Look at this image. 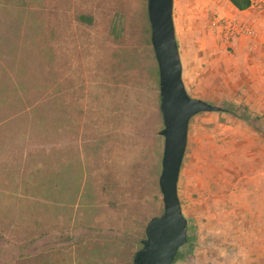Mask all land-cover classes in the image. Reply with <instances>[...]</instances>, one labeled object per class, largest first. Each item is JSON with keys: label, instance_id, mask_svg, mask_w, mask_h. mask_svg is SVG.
<instances>
[{"label": "rangeland", "instance_id": "1", "mask_svg": "<svg viewBox=\"0 0 264 264\" xmlns=\"http://www.w3.org/2000/svg\"><path fill=\"white\" fill-rule=\"evenodd\" d=\"M145 5L0 0V264H128L161 213ZM223 17L228 0H172L184 88L222 110L188 121L171 264H264V49Z\"/></svg>", "mask_w": 264, "mask_h": 264}, {"label": "water", "instance_id": "2", "mask_svg": "<svg viewBox=\"0 0 264 264\" xmlns=\"http://www.w3.org/2000/svg\"><path fill=\"white\" fill-rule=\"evenodd\" d=\"M149 41L157 68L159 112L162 128L160 171L157 185L161 213L152 216L144 228L141 247L131 264H171L186 241V219L177 196V180L184 153L189 119L199 113L220 111L221 107L188 95L181 78L172 21V0H145Z\"/></svg>", "mask_w": 264, "mask_h": 264}, {"label": "crops", "instance_id": "3", "mask_svg": "<svg viewBox=\"0 0 264 264\" xmlns=\"http://www.w3.org/2000/svg\"><path fill=\"white\" fill-rule=\"evenodd\" d=\"M232 8L234 7L232 6ZM235 11L237 13L236 21L248 27V30L250 29L249 34L244 36V45L241 46V51L244 50L253 59L259 57V54L262 53L260 50L264 49V0H250L249 6L245 9H235ZM241 41L236 45L240 46ZM260 186L264 187V179H261Z\"/></svg>", "mask_w": 264, "mask_h": 264}, {"label": "built area", "instance_id": "4", "mask_svg": "<svg viewBox=\"0 0 264 264\" xmlns=\"http://www.w3.org/2000/svg\"><path fill=\"white\" fill-rule=\"evenodd\" d=\"M219 21V20H218ZM220 28L222 29V37L227 38L239 34L242 32L241 24H239L236 19L223 17L220 19ZM250 29L246 31L245 34H249Z\"/></svg>", "mask_w": 264, "mask_h": 264}, {"label": "trees", "instance_id": "5", "mask_svg": "<svg viewBox=\"0 0 264 264\" xmlns=\"http://www.w3.org/2000/svg\"><path fill=\"white\" fill-rule=\"evenodd\" d=\"M228 1L237 10H242V9H245L247 6H249V0H228ZM79 18L84 19V18H82V16H79ZM179 256L180 255H179V249H178V251H177V253L175 255L174 260L178 259ZM130 260H131V262L129 261L128 264H131L132 263V258Z\"/></svg>", "mask_w": 264, "mask_h": 264}]
</instances>
